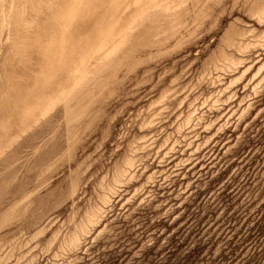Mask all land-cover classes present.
I'll use <instances>...</instances> for the list:
<instances>
[{"label": "rangeland", "instance_id": "obj_1", "mask_svg": "<svg viewBox=\"0 0 264 264\" xmlns=\"http://www.w3.org/2000/svg\"><path fill=\"white\" fill-rule=\"evenodd\" d=\"M0 264H264V0H0Z\"/></svg>", "mask_w": 264, "mask_h": 264}]
</instances>
